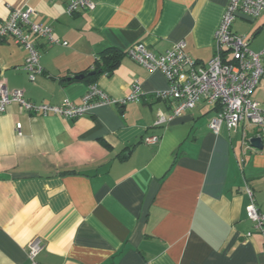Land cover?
Returning <instances> with one entry per match:
<instances>
[{
	"label": "crops",
	"instance_id": "crops-1",
	"mask_svg": "<svg viewBox=\"0 0 264 264\" xmlns=\"http://www.w3.org/2000/svg\"><path fill=\"white\" fill-rule=\"evenodd\" d=\"M70 1L0 0V25L12 10L31 8L67 42L36 38L43 73L35 80L27 51L13 38L0 42V90L80 103L97 83L119 102L74 119L16 102L0 114V264H31L35 238L44 244L41 264H264V236L246 209L248 186L264 212V134L244 124L215 133V109L204 102L156 127L172 104L153 94L168 80L126 55L137 43L163 54L185 41L186 52L207 63L230 0H94V9L69 14ZM232 30L264 61V11L237 18ZM110 48L125 55L101 72ZM135 82L145 94L120 103ZM253 97L264 108V81ZM153 134L159 142L145 143Z\"/></svg>",
	"mask_w": 264,
	"mask_h": 264
},
{
	"label": "built area",
	"instance_id": "built-area-1",
	"mask_svg": "<svg viewBox=\"0 0 264 264\" xmlns=\"http://www.w3.org/2000/svg\"><path fill=\"white\" fill-rule=\"evenodd\" d=\"M94 0H71L67 12L74 14L79 9H94ZM264 11V0H230L221 23L215 33V54L207 62L201 63L186 52V42L179 41L172 49L156 54L143 43L132 45L126 55L149 70H160L166 76L169 86L166 90L153 94L155 99L170 101L171 111H159L154 125L164 127L184 111L194 109L204 102L215 109V115L209 127L218 133L223 124L229 129L241 124L257 127L264 134V108L253 97L254 91L264 81L263 53L252 50L249 38L232 30L239 17L255 19ZM31 8L14 9L0 25V42L7 38L24 48L27 53L25 69L31 80L43 73L41 54L36 38H45L49 45L67 44L54 37L52 26L43 25L34 19ZM142 86L135 82L132 92L120 103L138 101L143 95ZM13 102L30 113L59 115L74 119L90 113L98 105L118 103L97 83H90L80 103L65 99L60 104L33 102L25 98L21 90H9L2 86L0 90V114ZM160 136L146 137L145 143L156 144ZM250 140L245 143L250 147ZM250 198L247 205L248 218L253 229L264 236V212L255 203L254 193L247 186ZM44 249L40 238L33 239L27 247L31 264H41L38 255Z\"/></svg>",
	"mask_w": 264,
	"mask_h": 264
},
{
	"label": "trees",
	"instance_id": "trees-1",
	"mask_svg": "<svg viewBox=\"0 0 264 264\" xmlns=\"http://www.w3.org/2000/svg\"><path fill=\"white\" fill-rule=\"evenodd\" d=\"M125 55V53L115 51L110 48L103 53H101V59L104 63V68L100 69L101 72H112L113 69L119 64L121 58ZM98 65V62H97Z\"/></svg>",
	"mask_w": 264,
	"mask_h": 264
},
{
	"label": "water",
	"instance_id": "water-1",
	"mask_svg": "<svg viewBox=\"0 0 264 264\" xmlns=\"http://www.w3.org/2000/svg\"><path fill=\"white\" fill-rule=\"evenodd\" d=\"M93 73H94V72H93ZM79 77L82 78L83 75H80ZM261 142H262V141H261L260 138H253V139L251 140V143H252L255 147H262Z\"/></svg>",
	"mask_w": 264,
	"mask_h": 264
}]
</instances>
